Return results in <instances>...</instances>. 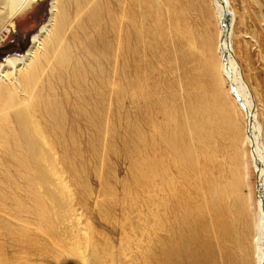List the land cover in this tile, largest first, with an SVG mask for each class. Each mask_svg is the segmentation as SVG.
<instances>
[{"label":"bare ground","instance_id":"bare-ground-1","mask_svg":"<svg viewBox=\"0 0 264 264\" xmlns=\"http://www.w3.org/2000/svg\"><path fill=\"white\" fill-rule=\"evenodd\" d=\"M223 1L210 0L217 21V52L213 54L214 40L208 41L203 66L207 96L199 95L190 106L186 134L179 132L181 125L178 131L171 126L170 102H159L165 126L155 127L157 139L150 150L141 151L137 163L135 186L151 191L149 201L155 197L152 191L161 197L155 199L158 231L163 232L155 264H239L235 254L240 238L247 242L250 234L245 254L252 253L251 264H264L263 129L231 46L235 12L229 0ZM37 2L0 0V38ZM158 2L52 0L48 18L31 36L25 53L0 63L1 210L35 211L41 225L48 227L46 195L62 187L64 169L75 170L81 143L92 145L107 137L109 114H121L128 87L138 82L141 50L155 40L151 34L160 20ZM130 66L137 74L130 76ZM220 78L243 117L242 140L257 175L254 213L237 193L240 161L232 173L236 183L221 181L223 170L213 143L228 130L240 139L241 130L231 120L226 125L232 112L212 92Z\"/></svg>","mask_w":264,"mask_h":264},{"label":"rangeland","instance_id":"rangeland-1","mask_svg":"<svg viewBox=\"0 0 264 264\" xmlns=\"http://www.w3.org/2000/svg\"><path fill=\"white\" fill-rule=\"evenodd\" d=\"M51 1L38 0L13 22L0 38V63L25 53L31 36L48 18ZM229 1L235 12L231 46L255 98L264 144V0ZM158 7L160 20L151 34L155 40L141 50V73L137 83L130 79L136 84L128 87L121 114H109L111 126L103 141L79 145L75 170L64 169L62 187L46 195L48 227L41 225L35 211L0 209V264H155L157 239L163 234L158 231L155 200L160 195L152 191L155 197L149 201L151 191L135 186L137 163L141 151L150 150L156 141L155 127L165 126L159 102H170L175 122L171 126L177 130L181 125L179 132L187 133L190 106L208 92L203 67L208 41L214 40L213 54L217 52V21L210 0H159ZM129 68L130 76L137 74ZM212 92L232 112L226 125L231 120L241 130L240 139L228 130L213 143L223 170L221 181L236 183L232 173L240 161L237 193L254 213L257 175L243 144L240 108L221 78ZM236 229L242 231V218ZM251 236L247 242L240 238L235 262L251 264L252 253L246 256L244 248L251 247Z\"/></svg>","mask_w":264,"mask_h":264},{"label":"water","instance_id":"water-1","mask_svg":"<svg viewBox=\"0 0 264 264\" xmlns=\"http://www.w3.org/2000/svg\"><path fill=\"white\" fill-rule=\"evenodd\" d=\"M221 2H222V3H224V1H223V0H221ZM224 5H225V4H224ZM226 16H227V18L229 17L227 12H226ZM227 18H226V24H228V23H229V21H228V19H227Z\"/></svg>","mask_w":264,"mask_h":264}]
</instances>
